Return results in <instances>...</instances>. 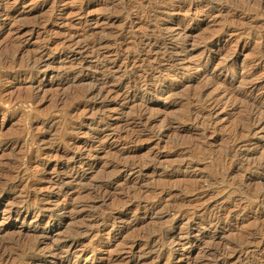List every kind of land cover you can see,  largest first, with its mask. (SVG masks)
Segmentation results:
<instances>
[{
    "label": "rangeland",
    "instance_id": "obj_1",
    "mask_svg": "<svg viewBox=\"0 0 264 264\" xmlns=\"http://www.w3.org/2000/svg\"><path fill=\"white\" fill-rule=\"evenodd\" d=\"M0 184V264H264V0H0Z\"/></svg>",
    "mask_w": 264,
    "mask_h": 264
},
{
    "label": "bare ground",
    "instance_id": "obj_2",
    "mask_svg": "<svg viewBox=\"0 0 264 264\" xmlns=\"http://www.w3.org/2000/svg\"><path fill=\"white\" fill-rule=\"evenodd\" d=\"M31 63V62H30ZM31 66V65H30ZM32 68L31 69H28L25 73H30L31 74V72H34L35 70H37L39 67L37 66V65H32L31 66ZM24 75V74H23ZM20 167H18V169H19ZM7 183V182H6ZM5 184V183H4ZM4 184H0V187H2ZM15 188V187H14ZM28 189H24V192H25V195L28 193ZM0 198H1V193H0ZM8 199V198H7ZM6 200V199H5ZM23 202H26V201H23ZM22 201L21 202H19V203H17V205H15L16 207L15 208H13L12 209V213H19L20 212V210L21 209H24L25 208V206L26 207H28L29 206V203H23ZM10 203V199H8L7 201H6V204H9ZM11 204H13L12 202H11ZM30 206H31V203H30ZM28 207V208H31V207ZM34 207H36V206H34ZM27 208V209H28ZM34 210H43V208H41V207H36V208H34ZM12 213H10V214H12ZM10 217V216H9ZM6 231V230H5ZM6 232H8V231H6ZM4 233V232H3ZM2 233V234H3ZM5 234V233H4ZM10 234V233H9ZM11 235H13L12 233H11ZM10 235V236H11ZM8 236V235H7ZM6 237V236H5ZM21 241L19 240V239H16L15 237H13V236H11V237H9V238H4L3 237V235L2 236H0V253L3 251V255H4V251H6L7 249H8V247L9 246H11V245H16V244H19ZM22 243V242H21ZM33 244V243H32ZM27 246V245H26ZM29 246H32L31 244L29 245ZM64 247V246H63ZM66 250V249H65ZM53 251V250H52ZM66 253L68 254V253H70V251H66ZM0 256H2L1 254H0ZM6 256V255H5ZM9 257V256H8ZM7 258V257H6ZM61 259V258H60ZM161 262V261H160ZM63 264H65V262L63 261Z\"/></svg>",
    "mask_w": 264,
    "mask_h": 264
}]
</instances>
